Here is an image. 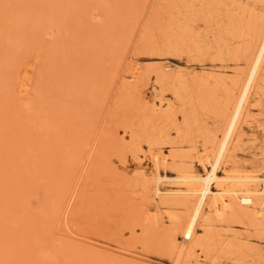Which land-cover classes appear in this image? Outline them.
Segmentation results:
<instances>
[{"label":"rangeland","instance_id":"rangeland-1","mask_svg":"<svg viewBox=\"0 0 264 264\" xmlns=\"http://www.w3.org/2000/svg\"><path fill=\"white\" fill-rule=\"evenodd\" d=\"M262 19L264 0H0V264H264V217L205 208L184 243L190 202L150 178L153 153L203 173ZM261 69L231 173L264 176Z\"/></svg>","mask_w":264,"mask_h":264},{"label":"bare ground","instance_id":"bare-ground-1","mask_svg":"<svg viewBox=\"0 0 264 264\" xmlns=\"http://www.w3.org/2000/svg\"><path fill=\"white\" fill-rule=\"evenodd\" d=\"M251 30L254 45L250 61L248 59L247 71L237 82L234 81L238 88L237 95L222 108L221 135L214 143L215 147H213L212 153L210 152L211 155L208 152L207 155L198 159L200 165L203 166V173L196 171L193 167H188L182 173L169 177L165 171L162 173L158 167L159 161L165 163L166 159L163 156L160 157L159 153L152 154L155 169L150 178L154 194L160 197L164 196V198L165 196L179 197L190 202L181 228L184 243H191L194 240L196 229L204 218L205 208H208L215 218H221L226 210L231 209V205L236 203L240 206L238 210L250 209L254 216L264 217V176L241 172L231 173L222 167L227 161L234 141H236L240 124L246 116L250 94L257 84L264 64V19ZM167 68L166 65L160 67L156 74L157 81L163 82L172 78L167 72ZM227 104L230 105V108ZM164 181L177 182L178 185L175 188L161 190L160 183ZM189 248V251H194V245ZM195 264H201L199 259L195 260Z\"/></svg>","mask_w":264,"mask_h":264}]
</instances>
